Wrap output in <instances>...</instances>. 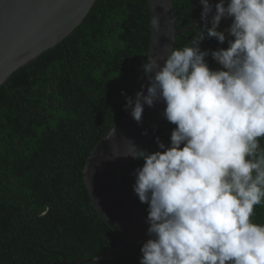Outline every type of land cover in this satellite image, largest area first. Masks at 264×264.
I'll return each mask as SVG.
<instances>
[{"label": "trees", "instance_id": "1", "mask_svg": "<svg viewBox=\"0 0 264 264\" xmlns=\"http://www.w3.org/2000/svg\"><path fill=\"white\" fill-rule=\"evenodd\" d=\"M173 6L178 29L201 16L200 0H173ZM230 23L222 19L220 30ZM202 25L201 19L178 34L173 48L190 46ZM150 34L147 0H95L68 35L0 84V264H65L119 242L80 173L99 138L130 113L122 91L134 97L144 85ZM227 47L216 38L201 42L202 49ZM206 60L219 67L211 55ZM174 127L163 117L140 150H159L156 137L167 145ZM260 142L264 147V137ZM143 163L133 158L122 173L139 203L134 170ZM252 220L264 224V203ZM141 246L127 242L104 258L71 264H140Z\"/></svg>", "mask_w": 264, "mask_h": 264}, {"label": "clouds", "instance_id": "2", "mask_svg": "<svg viewBox=\"0 0 264 264\" xmlns=\"http://www.w3.org/2000/svg\"><path fill=\"white\" fill-rule=\"evenodd\" d=\"M200 3L191 45L148 58L146 94L143 85L134 97L122 91L137 123L145 105L163 103L175 126L167 145L156 137L159 150L130 141L124 154L144 161L133 184L148 212L140 264H264V224L252 220L264 203V0ZM222 19L231 23L220 30ZM206 38L228 47L202 49Z\"/></svg>", "mask_w": 264, "mask_h": 264}, {"label": "water", "instance_id": "3", "mask_svg": "<svg viewBox=\"0 0 264 264\" xmlns=\"http://www.w3.org/2000/svg\"><path fill=\"white\" fill-rule=\"evenodd\" d=\"M95 0H0V84L19 66L54 46L75 28ZM151 34L148 58L162 62L175 38L201 20L185 28L175 25L173 0H147ZM168 10L165 11L164 8ZM159 25L154 26V17ZM149 81L144 78V92ZM165 105L144 106L143 121L137 123L129 113L111 126L86 158L81 177L100 217L117 233L119 242L99 256L77 259L82 263L104 258L122 249L127 242L142 245L150 237L147 210L125 189L122 173L133 159L131 142L140 150L159 129ZM146 130V134L145 133ZM131 141V142H130ZM114 154H119L112 158Z\"/></svg>", "mask_w": 264, "mask_h": 264}]
</instances>
